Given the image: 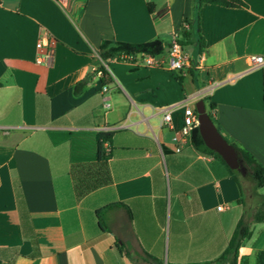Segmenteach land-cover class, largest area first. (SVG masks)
<instances>
[{
  "label": "crops",
  "instance_id": "0c3cea01",
  "mask_svg": "<svg viewBox=\"0 0 264 264\" xmlns=\"http://www.w3.org/2000/svg\"><path fill=\"white\" fill-rule=\"evenodd\" d=\"M243 1L200 5V48L196 0H0V248H10L0 264H205L241 216L250 233L239 255L250 264L252 252L255 264L259 209L246 216L243 186L189 137L179 151L172 140L184 106L202 100L221 133L264 166L262 72L246 64L264 54V0ZM173 31L187 57L180 70L168 64ZM156 38L166 44L161 64L112 60L101 84L102 39ZM40 53L49 62H36ZM100 130L113 131L104 162ZM113 203L122 205L105 210L102 230L95 211Z\"/></svg>",
  "mask_w": 264,
  "mask_h": 264
},
{
  "label": "trees",
  "instance_id": "16d2710c",
  "mask_svg": "<svg viewBox=\"0 0 264 264\" xmlns=\"http://www.w3.org/2000/svg\"><path fill=\"white\" fill-rule=\"evenodd\" d=\"M204 3L209 4H217L226 7H234L240 8L245 7V3L243 0H196L195 8H196V29L198 32V42L201 44L200 48L203 47V37L199 34V27H198V12L200 5ZM149 8H151L150 4H148ZM186 32L182 33V37L186 35ZM180 46L182 47V42L178 39ZM166 44H164L160 39H152L149 41L143 42H128V41H121V40H114V39H102L98 49V65L96 66L94 72L100 71L101 76L100 82L102 85L106 84L109 79V73L107 72L105 65L108 64L112 60H128L127 58L123 57V55L133 56L136 55L145 56V55H152V56H160L165 52ZM103 63L105 65H103ZM178 80L180 78L178 77ZM1 85V84H0ZM84 89V83L78 82L73 87V94L78 95ZM214 105L211 103L209 105V110L207 111L209 117L215 123L213 118L212 109ZM217 129L221 132L217 124L215 123ZM113 131L109 130H100L97 132V162H104L110 157L109 151V144L111 142V136ZM223 135V134H222ZM224 138L232 144L238 154V158L241 160L242 164L246 168L247 177L254 183L255 189L261 188L264 186V166H262L248 151L238 146L235 142L230 140L228 137L223 135ZM190 142L193 148L201 153H205L211 155L218 165L222 168V175H229L231 176L234 181L236 182L240 193H242V184H241V173L238 172L236 169H231L223 158L216 153L215 151L208 148L197 127H194L191 131L190 135ZM86 190H78V195L84 193ZM18 206L21 209L25 207L24 198L22 195L18 193L17 195ZM122 205V203H113L101 207L95 211L96 218L98 220V224L102 230H107V226L104 223V213L105 210L111 206ZM252 221L254 222H264V210L259 209L257 210L253 217ZM249 225L250 221L246 220L243 216L239 218L237 221L235 228L230 236L228 244L226 245L225 249L222 251L220 256L216 259L206 262L205 264H248V260L244 256L239 255V248L242 241L249 236ZM24 228V226H23ZM30 242L32 243V248L34 253L32 256L37 255V243L34 236H29ZM120 250L121 247H119ZM0 251H9L10 248H0ZM14 254L17 253L16 249L11 250ZM2 264H8V262L3 261ZM255 264H264V250H259L255 254Z\"/></svg>",
  "mask_w": 264,
  "mask_h": 264
},
{
  "label": "built area",
  "instance_id": "2783aa9c",
  "mask_svg": "<svg viewBox=\"0 0 264 264\" xmlns=\"http://www.w3.org/2000/svg\"><path fill=\"white\" fill-rule=\"evenodd\" d=\"M60 5H64L66 0H56ZM36 46L39 48L42 46V42H37ZM123 57L127 59H132L134 58L133 56H128V55H123ZM158 56H152V55H145L143 56V61L147 65H159L163 62L162 59L157 58ZM167 57H168V64L169 67L172 70H180L182 67L186 64L187 62V57L186 55L182 52L181 46L178 42V33L173 31L171 35V40L168 46L167 50ZM36 62H49L50 60V54L49 53H40L36 56ZM246 64L247 68L249 70L251 69H261L262 72V86L264 89V54H249L246 57ZM103 65H105L103 63ZM106 68V66H105ZM107 70V69H106ZM96 74L100 77L101 72L96 71ZM103 91H106L107 88L103 86ZM106 106H108V103H106ZM164 120L167 122L169 126H171V116L170 113L167 111L164 114ZM194 127H197V115L196 111L188 106L185 105L183 109V116H182V125L179 128L178 132H176L172 140L176 143L175 150L179 151L180 150V144L185 142L186 139L191 135V131ZM218 209H221L222 206H218Z\"/></svg>",
  "mask_w": 264,
  "mask_h": 264
},
{
  "label": "water",
  "instance_id": "95a60500",
  "mask_svg": "<svg viewBox=\"0 0 264 264\" xmlns=\"http://www.w3.org/2000/svg\"><path fill=\"white\" fill-rule=\"evenodd\" d=\"M195 111L197 115V128L205 145L218 153L231 169H236L241 174H245L246 168L238 158L235 147L217 129L215 123L206 112L202 100L196 102Z\"/></svg>",
  "mask_w": 264,
  "mask_h": 264
},
{
  "label": "rangeland",
  "instance_id": "374dc122",
  "mask_svg": "<svg viewBox=\"0 0 264 264\" xmlns=\"http://www.w3.org/2000/svg\"><path fill=\"white\" fill-rule=\"evenodd\" d=\"M244 197L246 202L245 215L249 216L252 212H255L257 209L264 210V186L261 188L255 189L254 183L247 177V172L241 174L240 176ZM250 255V264L254 262V256L252 252H249Z\"/></svg>",
  "mask_w": 264,
  "mask_h": 264
}]
</instances>
